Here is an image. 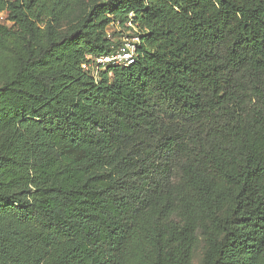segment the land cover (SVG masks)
Here are the masks:
<instances>
[{
    "label": "trees",
    "instance_id": "obj_1",
    "mask_svg": "<svg viewBox=\"0 0 264 264\" xmlns=\"http://www.w3.org/2000/svg\"><path fill=\"white\" fill-rule=\"evenodd\" d=\"M126 37L134 64L83 68ZM201 242L264 264V0H0V264Z\"/></svg>",
    "mask_w": 264,
    "mask_h": 264
},
{
    "label": "built area",
    "instance_id": "obj_2",
    "mask_svg": "<svg viewBox=\"0 0 264 264\" xmlns=\"http://www.w3.org/2000/svg\"><path fill=\"white\" fill-rule=\"evenodd\" d=\"M139 42V37L123 38L120 48L115 52L93 59L92 61L83 64V68L97 79L100 72L108 67H128L134 64L137 59L136 44H139Z\"/></svg>",
    "mask_w": 264,
    "mask_h": 264
},
{
    "label": "rangeland",
    "instance_id": "obj_3",
    "mask_svg": "<svg viewBox=\"0 0 264 264\" xmlns=\"http://www.w3.org/2000/svg\"><path fill=\"white\" fill-rule=\"evenodd\" d=\"M109 32L111 35L116 34L117 32H120V29L114 27L113 25L109 28ZM115 36L117 37L118 35L116 34ZM204 257H205V244L201 242L195 249L193 256V264H203Z\"/></svg>",
    "mask_w": 264,
    "mask_h": 264
}]
</instances>
